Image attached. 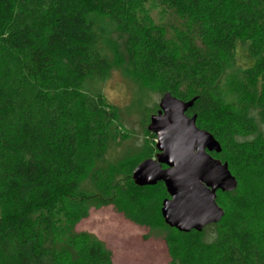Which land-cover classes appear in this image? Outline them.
Instances as JSON below:
<instances>
[{
	"label": "trees",
	"instance_id": "obj_1",
	"mask_svg": "<svg viewBox=\"0 0 264 264\" xmlns=\"http://www.w3.org/2000/svg\"><path fill=\"white\" fill-rule=\"evenodd\" d=\"M239 43L251 44L264 92V0H0V264H114L104 242L77 230L119 172L120 114L97 87L112 69L197 99L187 116L239 182L218 193L219 224L173 229L186 241H166L168 264H264V193L243 181L248 168L264 174L251 170L264 161V135L254 137L264 112L228 107L217 91L220 57Z\"/></svg>",
	"mask_w": 264,
	"mask_h": 264
},
{
	"label": "rangeland",
	"instance_id": "obj_2",
	"mask_svg": "<svg viewBox=\"0 0 264 264\" xmlns=\"http://www.w3.org/2000/svg\"><path fill=\"white\" fill-rule=\"evenodd\" d=\"M147 10L157 24L167 21V15L158 7L148 6ZM237 45L236 53L220 57L227 68L217 91L224 96L228 107L250 105L256 113L264 112L263 75L256 77L252 72L257 59L250 52L251 44ZM124 73V70L112 69L97 86L121 118L122 144L117 159L119 172L114 181L115 188L108 196L107 204L93 209L77 230L92 233L104 242L113 253L114 264H168L170 255L166 241H175L176 245H180L186 239L167 226L162 218L161 209L166 197L161 187L139 190L133 187V174L137 167L148 159H155L158 153L157 139L152 138L153 133L148 127L151 117L160 110L166 91L158 84L149 85L145 81L139 85L135 74L129 78ZM259 131L261 133L256 132L254 137L264 135V126ZM213 155L225 162L220 154ZM253 165V171L259 172L261 167L264 170L262 160ZM248 171L249 168L244 171L246 178L243 179L246 190L264 193V174L259 172L256 176L257 173L252 175L253 172ZM133 197L137 198L135 204ZM220 197L223 204L231 203L226 194Z\"/></svg>",
	"mask_w": 264,
	"mask_h": 264
},
{
	"label": "water",
	"instance_id": "obj_3",
	"mask_svg": "<svg viewBox=\"0 0 264 264\" xmlns=\"http://www.w3.org/2000/svg\"><path fill=\"white\" fill-rule=\"evenodd\" d=\"M195 102H183L169 93L163 96L148 127L157 138L158 153L133 174L141 188L164 184L169 199L163 202L161 215L167 226L185 234L219 224L225 210L217 202L218 193H233L239 183L228 164L212 156L221 154L220 143L198 129L197 115L187 116Z\"/></svg>",
	"mask_w": 264,
	"mask_h": 264
},
{
	"label": "flooded vegetation",
	"instance_id": "obj_4",
	"mask_svg": "<svg viewBox=\"0 0 264 264\" xmlns=\"http://www.w3.org/2000/svg\"><path fill=\"white\" fill-rule=\"evenodd\" d=\"M190 117V116H189ZM164 168H166V167H164Z\"/></svg>",
	"mask_w": 264,
	"mask_h": 264
}]
</instances>
